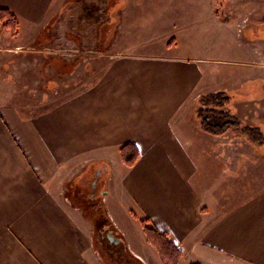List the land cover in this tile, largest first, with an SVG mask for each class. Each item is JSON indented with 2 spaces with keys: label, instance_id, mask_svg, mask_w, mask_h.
Segmentation results:
<instances>
[{
  "label": "crops",
  "instance_id": "0c3cea01",
  "mask_svg": "<svg viewBox=\"0 0 264 264\" xmlns=\"http://www.w3.org/2000/svg\"><path fill=\"white\" fill-rule=\"evenodd\" d=\"M93 2L0 0L19 22L15 37L0 23V57H13L0 68L10 75L17 61L26 83L44 84L43 70L56 87L76 75V68L69 74L58 67L76 57L79 44L68 35L79 37L80 5ZM107 25L98 23L99 36ZM168 43L135 51L122 44L97 81L40 113L18 106L14 89L0 92V264H165L147 242L143 219L168 233L183 253L180 264H264V186L222 212L201 182V149L210 138L220 148L225 142L200 129L195 103L237 85L241 72L229 74L228 85L212 86L209 58L189 57ZM26 63L30 69L23 71ZM127 143L140 153L132 168L121 160ZM98 171L108 175L98 178L107 192L97 190L94 200L90 185ZM108 198L126 200L122 210L139 223L144 242L118 228ZM89 221L98 231L114 227L123 248L107 250L104 243L101 253Z\"/></svg>",
  "mask_w": 264,
  "mask_h": 264
},
{
  "label": "rangeland",
  "instance_id": "374dc122",
  "mask_svg": "<svg viewBox=\"0 0 264 264\" xmlns=\"http://www.w3.org/2000/svg\"><path fill=\"white\" fill-rule=\"evenodd\" d=\"M93 1L80 5L79 37H72V33L68 35L71 41L79 44L76 57L70 62L63 59L64 62L58 67L63 73L76 68V75H69L56 87L55 84H47V76L41 70L38 75L44 79L45 85L42 81L35 83L37 80H28L26 83V77L20 76L18 72V69L21 73L22 70L16 61L14 73L11 72L10 75L5 73L4 67L0 68L1 94L14 89L18 106L24 111L40 113L97 81L109 59L121 49L122 44L133 48V51L142 46L158 50L168 42L169 46L178 44L180 48L186 49L189 57L204 56L211 60L208 71L214 74L209 81L212 86L228 85V82H232L229 74L241 72V80L237 79L239 75L233 77L238 80L237 85L223 87L231 99L228 107L232 113L238 114L237 110H241L242 113L237 117L242 120L244 126L259 128L262 132L263 143L253 144L245 135L240 136L237 130L232 129L223 135V139H219L225 142L223 148L218 147L217 143L216 146L215 140L210 138L207 147L201 149L202 155H205L201 182L203 188H207L209 200L221 206L222 212H226L247 200L258 188H262L264 0H112V3H107V0ZM103 21L108 25L103 33L102 29L100 30L102 34L99 36L100 28L97 26ZM69 24L71 26L70 21ZM1 25L3 28V24ZM86 56L91 57L89 61L81 62L80 59ZM12 58L4 53V56L0 57V63H7ZM52 60L55 62V59ZM58 60L62 61L61 58ZM29 67L26 63L22 67L23 71L29 70ZM252 73H255V76L248 75ZM243 75L246 78L242 81ZM8 76L10 79H7ZM55 87L58 89L54 90ZM192 119L196 121L194 117L191 121ZM107 178L108 175L104 174L101 180ZM69 189L71 191V188ZM83 189L86 194L90 188L85 186ZM97 190L101 194L107 192L101 181ZM65 198L70 202L72 200L71 195H66ZM105 205L115 210V213L111 210V216L119 229L135 236L137 234V239L145 241V238H140L138 234L141 232V226L138 222L135 226L131 212L127 210L125 213L122 210L129 208L124 198L114 203L108 198ZM93 225L89 221V232H97L95 237V234L91 233L96 248L104 243L108 247L107 250L111 247L113 250L123 248L124 243L112 246L109 240L102 238L104 229L105 232L113 234L114 227L104 226L105 228L98 231L97 226L95 229ZM99 251L103 252L101 248Z\"/></svg>",
  "mask_w": 264,
  "mask_h": 264
},
{
  "label": "trees",
  "instance_id": "16d2710c",
  "mask_svg": "<svg viewBox=\"0 0 264 264\" xmlns=\"http://www.w3.org/2000/svg\"><path fill=\"white\" fill-rule=\"evenodd\" d=\"M0 23H4V27L11 31L13 37L17 36L19 22L9 9L0 8ZM230 100L229 94L225 91L200 96L195 110L200 129L213 137H221L233 129L237 130L240 136L245 135L253 144L263 143L261 130L244 126L242 120L229 109ZM120 155L122 163L128 168H132L140 153L135 144L127 143L121 147ZM140 222L147 242L157 251L163 262L165 264H180L183 253L173 241L169 240L168 233L151 227L148 219H143Z\"/></svg>",
  "mask_w": 264,
  "mask_h": 264
},
{
  "label": "flooded vegetation",
  "instance_id": "af4514ba",
  "mask_svg": "<svg viewBox=\"0 0 264 264\" xmlns=\"http://www.w3.org/2000/svg\"><path fill=\"white\" fill-rule=\"evenodd\" d=\"M101 175H102V171H98L97 174H96L95 179H92V181H91L90 188H91L92 192L89 194V198L90 199H94L95 200L97 198L96 195H97L98 178H100ZM102 238L109 240L111 245L120 243L119 240L116 237H114L112 235V233H110V232H105V231L103 232L102 231ZM121 257H123V255H121Z\"/></svg>",
  "mask_w": 264,
  "mask_h": 264
}]
</instances>
